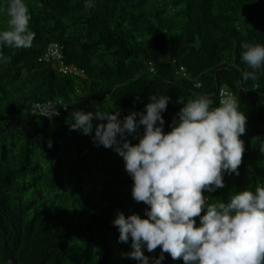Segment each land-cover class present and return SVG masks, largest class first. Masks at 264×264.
<instances>
[{"label": "trees", "instance_id": "trees-1", "mask_svg": "<svg viewBox=\"0 0 264 264\" xmlns=\"http://www.w3.org/2000/svg\"><path fill=\"white\" fill-rule=\"evenodd\" d=\"M8 2L0 0V31ZM88 2L25 0L32 46H0L11 56L0 62V264H138L124 255L131 238L119 242L113 220L117 210L143 217L148 206L133 200L121 156L69 129L72 112L95 111L94 102L103 110L118 107L122 119L144 112L151 95H167V132L183 107L179 99L205 94L214 108L225 88L247 118L245 151L239 175L225 173V187L205 196L226 202L264 184V65L256 81L243 80L252 69L240 48L245 40L264 45V0H90L86 9ZM51 42L62 45L64 62L83 77L37 60ZM35 101L65 109L44 118L31 112ZM129 139L135 144L139 136ZM163 255L161 264H184Z\"/></svg>", "mask_w": 264, "mask_h": 264}, {"label": "clouds", "instance_id": "clouds-1", "mask_svg": "<svg viewBox=\"0 0 264 264\" xmlns=\"http://www.w3.org/2000/svg\"><path fill=\"white\" fill-rule=\"evenodd\" d=\"M91 7L89 0L85 8ZM6 15L0 46L30 48L35 32L25 0H9ZM240 48L242 61L252 69L242 79L256 81L264 65V45L245 40ZM0 62L10 63L11 56L0 50ZM170 99L151 95L144 112L129 111L122 119L118 107L103 110L94 102L95 111L77 109L68 119L70 130L92 136L96 146L123 158L133 180V200L148 206L143 217L117 210L113 225L119 229L118 240L127 243L131 238L132 251L124 255L138 264H161L164 253L183 258L184 264H264V184L235 192L226 202H209L205 196L225 187V173L239 175L247 118L238 110L237 97L226 93L214 108L205 94L187 103L179 99L183 107L166 132L162 113ZM94 120L99 121L95 126ZM137 135L134 144L129 136ZM259 150L264 153V143ZM144 246L149 253L160 248L161 254L150 258Z\"/></svg>", "mask_w": 264, "mask_h": 264}, {"label": "built area", "instance_id": "built-area-1", "mask_svg": "<svg viewBox=\"0 0 264 264\" xmlns=\"http://www.w3.org/2000/svg\"><path fill=\"white\" fill-rule=\"evenodd\" d=\"M39 62L49 63L55 65L57 71L63 75H73L77 77H83L84 71L75 65L67 64L64 62L62 54V45L57 42H51L47 45L45 50L37 59ZM182 70V67H180ZM230 91H227L225 88H221L218 92L219 100ZM231 93V92H230ZM61 105V106H58ZM60 107L65 109V106L62 104H57L56 102L46 101V102H32L30 105V110L33 113H36L44 118L52 119L59 115ZM51 116V117H50ZM137 140L136 143H138Z\"/></svg>", "mask_w": 264, "mask_h": 264}]
</instances>
